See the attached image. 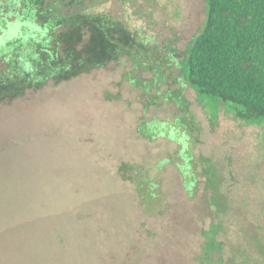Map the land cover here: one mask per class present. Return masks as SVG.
<instances>
[{
    "label": "trees",
    "instance_id": "1",
    "mask_svg": "<svg viewBox=\"0 0 264 264\" xmlns=\"http://www.w3.org/2000/svg\"><path fill=\"white\" fill-rule=\"evenodd\" d=\"M156 1L0 0V41L21 32L0 57V106L125 60L123 78L145 110L174 106V121L154 118L153 126L184 133L179 119L199 98L219 111L235 106L239 125L264 126V0H206L205 20L182 53L178 39L159 40ZM183 61L186 83L178 80ZM189 89L196 100L184 104ZM216 134H197L186 160L159 162L162 214H146L136 190L108 194L1 231L0 264H264V136L256 155L245 136ZM166 138L178 155L184 150Z\"/></svg>",
    "mask_w": 264,
    "mask_h": 264
},
{
    "label": "rangeland",
    "instance_id": "2",
    "mask_svg": "<svg viewBox=\"0 0 264 264\" xmlns=\"http://www.w3.org/2000/svg\"><path fill=\"white\" fill-rule=\"evenodd\" d=\"M157 1L155 19L164 30L159 40L178 39L176 48L182 53L205 20L206 0ZM20 37L19 29L7 33L0 41V57L8 51V43ZM124 63L0 106V232L71 210L86 201L131 190L138 192L146 214H162L168 204L160 171H155L157 165L166 157L188 159L193 155L197 134L206 139V131L210 132L208 137L216 136L217 131H234L245 136L249 147L256 145L254 153H259L257 145L264 136V126L239 125L234 119L237 108L229 103L221 104L219 111L209 99L203 104L199 98L192 106L188 100L194 103L196 95L190 89L183 100L189 105L178 122L184 133L174 134L166 125L144 124L138 129L143 117L141 93L124 80L131 65ZM147 65L157 67L151 61ZM178 66V80L186 83V61ZM138 81L133 78L135 84ZM176 95L165 94L171 100ZM159 109L152 108L142 120L174 121L173 104ZM166 136L184 146L179 155L176 144L157 138ZM121 164H128V169ZM127 172L131 181L126 180ZM185 185L188 197L194 198L196 185L192 181Z\"/></svg>",
    "mask_w": 264,
    "mask_h": 264
},
{
    "label": "flooded vegetation",
    "instance_id": "3",
    "mask_svg": "<svg viewBox=\"0 0 264 264\" xmlns=\"http://www.w3.org/2000/svg\"><path fill=\"white\" fill-rule=\"evenodd\" d=\"M132 88L133 89H135L133 86H132ZM183 94H184V97L185 98H187V96L185 95V91H183ZM142 114H143V117H144V115H146V114H148V113H150L151 112V108L150 109H148V110H145V108L144 107H142ZM142 117V119H144ZM140 120V121H142V125H144V124H150V123H145V120ZM170 119V118H169ZM169 119H168V121H169ZM173 119H175V116L173 117ZM154 123V122H153ZM157 124V123H156ZM161 125L159 124L157 127H160ZM139 129V128H138ZM137 129V130H138ZM157 138H163V139H166V140H168L169 142H171V143H174V144H176L173 140H170V139H168V138H166V137H157ZM124 171H122V173H123ZM122 173H121V177L123 178V177H125V176H123L122 175ZM138 175H139V172H136ZM140 175H142V174H140ZM182 175V174H181ZM128 177H132V176H130V174L127 172V177H126V180H132V179H130V178H128ZM189 178H192L191 176H189ZM145 181H146V179H145ZM138 186V185H137ZM197 187V186H196ZM195 193H196V195H197V193H198V189L196 188V191H195ZM228 201L229 202H232L233 201V198L231 197V198H229L228 199ZM234 202V201H233Z\"/></svg>",
    "mask_w": 264,
    "mask_h": 264
}]
</instances>
